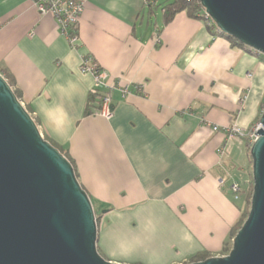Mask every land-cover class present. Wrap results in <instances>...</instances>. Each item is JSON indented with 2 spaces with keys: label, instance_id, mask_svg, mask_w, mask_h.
I'll return each instance as SVG.
<instances>
[{
  "label": "crops",
  "instance_id": "1",
  "mask_svg": "<svg viewBox=\"0 0 264 264\" xmlns=\"http://www.w3.org/2000/svg\"><path fill=\"white\" fill-rule=\"evenodd\" d=\"M78 1L72 46L36 0H0V73L74 166L100 214L98 252L117 264L223 257L253 188L251 143L227 129L260 124L264 56L187 12L166 22L167 0ZM86 56L113 87L110 119L95 113Z\"/></svg>",
  "mask_w": 264,
  "mask_h": 264
},
{
  "label": "water",
  "instance_id": "2",
  "mask_svg": "<svg viewBox=\"0 0 264 264\" xmlns=\"http://www.w3.org/2000/svg\"><path fill=\"white\" fill-rule=\"evenodd\" d=\"M199 1L219 33L264 56V0ZM260 126L249 215L229 255L193 264H264V110ZM98 236L74 166L0 73V264H117L100 255Z\"/></svg>",
  "mask_w": 264,
  "mask_h": 264
},
{
  "label": "built area",
  "instance_id": "3",
  "mask_svg": "<svg viewBox=\"0 0 264 264\" xmlns=\"http://www.w3.org/2000/svg\"><path fill=\"white\" fill-rule=\"evenodd\" d=\"M36 6L40 15H52L56 18L61 34L68 39L72 46H75L78 43V25L84 10L82 2L78 0H36ZM205 21L208 26H215L214 22L206 13ZM80 70L82 74H92L94 76L95 86L91 89L90 95L95 97L100 103V107L95 113L106 119L112 118L113 106L110 91L113 87H110L105 81L107 76L106 72L100 68L91 56L83 58ZM124 93L127 94L128 91L124 90ZM22 104L25 106L23 102ZM260 128L261 126L259 124L251 132L246 134L237 126H233L232 128L227 129V132L230 133L231 138H248L252 145L257 140L256 133ZM214 130L220 131L221 128L216 126ZM225 152V147L220 149L221 156H223ZM241 192L242 186L239 182L235 181L229 188V193L237 200L239 199Z\"/></svg>",
  "mask_w": 264,
  "mask_h": 264
},
{
  "label": "trees",
  "instance_id": "4",
  "mask_svg": "<svg viewBox=\"0 0 264 264\" xmlns=\"http://www.w3.org/2000/svg\"><path fill=\"white\" fill-rule=\"evenodd\" d=\"M163 10H164V15H165L166 22L171 21L176 14L181 13V12H187V14L193 19L205 20V13H204L205 11H204L203 7L201 6V4H200V2L198 0H167L166 2H164ZM210 28L212 30V29H214L216 27L215 26H210ZM228 39L235 46H238V47H241V48H244V49H247V50L253 52L249 48L241 45L237 40H235L233 38H228ZM8 82L13 87V85L11 84V81L8 80ZM15 94L17 95L18 99L21 102H23L21 94L18 91H15ZM91 98L93 100H95V102L97 103V109H99L100 103L97 101V99L95 97L91 96ZM249 151H250V148H249ZM62 154H64V153L62 152ZM64 156L67 158V156L65 154H64ZM253 187H254V183H253ZM252 194H253V188H252V193H251V196H250L249 203H251ZM248 215H249V212L246 213L245 218H247ZM96 218H97V223L99 224L100 214L97 213V212H96ZM243 223H244V220L241 219L240 222L238 223V225L236 226V228L232 231L231 240H233L235 238L237 232L239 231V229L241 228ZM226 248H225L224 252H226V253L230 252L231 248L230 249H226ZM205 260H207L206 256H198L197 258H195L194 262L205 261Z\"/></svg>",
  "mask_w": 264,
  "mask_h": 264
},
{
  "label": "rangeland",
  "instance_id": "5",
  "mask_svg": "<svg viewBox=\"0 0 264 264\" xmlns=\"http://www.w3.org/2000/svg\"><path fill=\"white\" fill-rule=\"evenodd\" d=\"M245 192H246V191L243 189V191L241 192L239 198H240V197L242 198V195L245 194ZM251 200H252V198H251ZM92 204H93V203H92ZM93 207H95L94 204H93ZM250 208H251V203H250ZM250 208H249V210H248L247 212H250ZM94 210H95V209H94ZM105 211H106V210H102V213L105 212ZM96 212H97V211H96ZM247 212H246V213H247ZM246 213H245V215H246ZM245 215H244L243 218H242V219L244 220V222H245L246 219H247V218H245ZM243 224H244V223H243ZM98 225H99V224H98ZM242 226H243V225H242ZM242 226H241V227H242ZM239 230H240V229H239ZM232 246H233V241H232V243H231L229 246H227L226 249H230V248L232 249ZM231 249H230V251H231ZM224 253H225L224 256H227V255H229L230 252H228V253L224 252ZM207 259H209V258H207ZM199 262H201V261H199ZM194 263H196V262H194Z\"/></svg>",
  "mask_w": 264,
  "mask_h": 264
}]
</instances>
